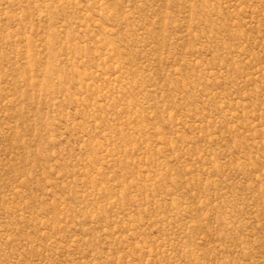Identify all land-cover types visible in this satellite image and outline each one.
Listing matches in <instances>:
<instances>
[{
	"label": "rangeland",
	"instance_id": "obj_1",
	"mask_svg": "<svg viewBox=\"0 0 264 264\" xmlns=\"http://www.w3.org/2000/svg\"><path fill=\"white\" fill-rule=\"evenodd\" d=\"M0 264H264V0H0Z\"/></svg>",
	"mask_w": 264,
	"mask_h": 264
}]
</instances>
